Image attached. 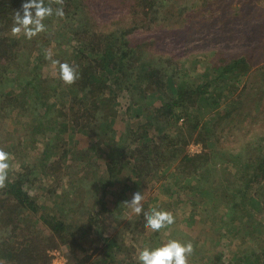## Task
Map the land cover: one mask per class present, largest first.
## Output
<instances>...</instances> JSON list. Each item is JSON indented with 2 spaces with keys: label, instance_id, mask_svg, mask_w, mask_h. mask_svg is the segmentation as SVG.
<instances>
[{
  "label": "rangeland",
  "instance_id": "1",
  "mask_svg": "<svg viewBox=\"0 0 264 264\" xmlns=\"http://www.w3.org/2000/svg\"><path fill=\"white\" fill-rule=\"evenodd\" d=\"M141 1L74 0L71 4H64L63 19L55 15L46 19L47 31L33 39L29 40L23 35L17 38L10 32L18 44L13 54L19 55L21 62L19 67H14V71H20L27 78L38 74L40 83L48 89L50 82H58L59 69L45 59V50H51L53 59L74 62L77 50L84 52L93 46L95 49L86 53L101 54L100 43L111 35L118 37L120 43L125 38L128 42L126 47L132 49L134 54H145V62H156L157 69L165 74V81L173 74L182 75L184 71L181 69L190 67L192 70L188 73L195 71L193 78L200 83L209 74L212 59L218 52L225 56L244 51L251 53L254 65L245 68L243 73L236 71L238 77L220 86L225 96L221 106L214 110L208 104L200 103L196 108L202 120L210 126L211 137L215 141L221 137L222 141H216L211 148L217 165L214 163L208 167V172H202V178L208 177L213 181L222 177L231 181L230 186H233L240 174L237 172L238 165L224 163V154L244 155L245 149L251 154V150L264 147V47L256 44L264 42L258 41L259 33L264 31V0H150L154 3L148 7ZM52 7L55 9L59 5ZM253 30L257 31L254 37L249 34ZM40 65H43V69L38 67ZM12 75L11 72L7 74ZM169 88L167 92L170 93ZM19 92L16 84L0 86V148L14 157L9 176L22 177L27 181L31 195L38 204L45 207L48 213L59 216L66 225L67 222L72 225L87 223L90 216L98 218V228L87 239H95L100 229L105 235L116 237L124 244V251L118 256L103 257L98 252L95 258L102 257L108 263L114 258L112 264L138 263L134 258L138 249L145 246L155 248L169 239L193 243L195 250L189 257V264H202L217 251L224 252L228 261L241 248V235L237 233L234 235L230 232L221 238L222 246L212 240L219 237L213 234L207 222L212 213L210 201L185 196V202L180 203L179 190L173 195L166 191L169 185L166 183L171 182V177L170 181L166 178L165 182L147 177L139 188L128 191L127 200L132 198L134 192H142L145 212L158 207L175 216V223L160 232L146 228L138 231L137 222L144 219L143 214H132L123 204L127 201L124 197L120 199L122 204L118 202L113 193L115 187H106L103 193L108 175L105 153L97 155L96 149L91 151V164L72 158L90 149L94 139L87 134L67 131L68 118L61 112L65 105L67 111V100L59 101L58 94L51 97L47 102L50 115L46 117L44 114L48 108L45 102L43 105L34 102L20 108ZM117 94L119 115L114 125L117 130L124 131L128 124L126 121L130 119L128 107L135 96L128 91ZM155 104L144 102V108L140 111L142 117L134 121L135 127L140 122H146L148 109ZM5 108H10V111ZM151 132L153 136L155 132ZM46 147L50 153L49 161L43 154ZM173 148L179 158L204 150L203 144L195 141L187 145L180 142ZM67 150L70 155L63 158ZM178 163L176 161L169 165L164 169V174L175 172ZM82 175H86V180L80 184ZM127 175L123 173L122 178L125 179ZM194 179L191 183L196 185L199 178ZM76 186H80L79 189ZM187 192L194 195L190 190ZM259 219L264 222V213ZM37 223V228H44L41 220ZM48 233L45 232L43 236L49 245L59 243L56 247H50V252L60 249L68 254L69 245L62 243L60 236L50 234L49 230ZM4 234L0 232V238Z\"/></svg>",
  "mask_w": 264,
  "mask_h": 264
},
{
  "label": "trees",
  "instance_id": "2",
  "mask_svg": "<svg viewBox=\"0 0 264 264\" xmlns=\"http://www.w3.org/2000/svg\"><path fill=\"white\" fill-rule=\"evenodd\" d=\"M73 1L64 0V4ZM23 2L0 0V86L5 83L17 85L22 102L19 107L34 102L43 105L45 102L44 106L48 108L47 102L57 94L59 101L67 100V111L66 105L61 108V112L68 118L67 131L87 134L94 139L90 149L72 158L91 164V151L96 149L97 155L105 153L108 175L103 193L106 187H115L113 193L120 203L123 197L127 200L128 191L139 188L142 180L147 177L162 182L166 178L169 181L172 179L166 183L169 184L166 191L173 195V192L179 190L180 203L185 202V196L208 199L212 213L207 222L213 234L219 237L212 240L222 246L221 238L230 232L234 235L237 233L241 235V248L228 261L224 252L217 251L202 264H264V222L259 219L264 213V147L251 150V154L248 149L244 150V155L224 154V163L233 162L238 165L237 172L240 174L233 186H230L231 181L222 177L213 181L208 177L202 178L201 173L208 172V167L217 163L213 159L212 146L216 141H222L221 137L216 138V141L211 137L210 126L196 111L200 103H206L214 110L219 108L225 98L220 86L238 77L236 71L243 73L245 68L252 67L255 63L253 55L246 51L226 56L218 52L212 59L209 74L203 77L202 82L193 78L195 71L188 73L192 70L190 67L181 69L184 71L182 75L173 74L165 81V74L157 69L156 62H145V54H134L132 49L127 48L125 38L120 43L118 37L111 35L100 43L101 54H87L86 51L92 52L95 49L93 46L84 52L76 51V60L68 62L78 66L79 79L74 84L66 85L59 78L55 84L50 82L47 89L40 83L38 74L27 78L20 71H14V67H19L21 62L19 55L13 54L18 44L10 32L14 12L22 9ZM47 3L48 0H45ZM141 3L148 7L154 2L142 0ZM256 32L253 30L249 34L254 37ZM259 34L258 41H264V31ZM256 44L264 47V42ZM42 66L38 67L43 69ZM9 72L13 75L7 76ZM62 87L65 88L60 90ZM123 91L135 97L128 107V124L124 131H120L114 124L119 115L116 107L119 97L117 93ZM4 97L7 99V95ZM149 97L152 100H148ZM147 101L154 104L157 102V105L148 109L146 122H140L135 127L134 121L142 117L140 111ZM5 109L10 111V108ZM44 115H50V108L46 109ZM151 131L155 132L153 136ZM192 141L202 143L204 150L194 155L187 153L179 158L173 147L180 142L187 145ZM47 151L46 147L43 154L49 161L50 153ZM68 154L70 152L67 150V154L63 153L62 157L66 158ZM176 161L179 162L176 171L164 174V169ZM123 173L128 174L125 179L122 178ZM85 177L80 176V184L86 180ZM195 177L199 178L196 185L191 183ZM188 190L194 195H189ZM45 209L31 195L27 181L22 177L9 176L7 186L0 189V232L5 233L0 238V264H49L50 249L59 243L49 245L46 242L43 234H49L48 230L50 234L60 236L62 243L69 245L70 264H112L114 258L108 263L102 257L95 258V254L101 252L103 257H113L124 251L122 242L116 237L105 235L100 229L95 239H87L98 228V218L90 216L87 223L72 225L67 222L66 225L59 216ZM39 220L43 222L44 228L36 227ZM137 223L138 231L145 228L144 219ZM129 264L138 263L133 261Z\"/></svg>",
  "mask_w": 264,
  "mask_h": 264
},
{
  "label": "clouds",
  "instance_id": "3",
  "mask_svg": "<svg viewBox=\"0 0 264 264\" xmlns=\"http://www.w3.org/2000/svg\"><path fill=\"white\" fill-rule=\"evenodd\" d=\"M59 5L53 8L52 5ZM64 0H24L21 10H17L13 15V25L11 34L19 38L23 35L31 40L41 33L47 31V25L44 21L53 15L63 19L65 17ZM45 59L50 61L53 66H58L59 78L64 84L71 86L79 79L78 66L61 62L53 59L50 49L45 50ZM13 155L3 148H0V189H4L9 182V173L13 168L11 161ZM144 195L140 191L133 193L130 200L124 201L123 204L132 214L137 216L143 214L144 227L153 232H160L175 223V216L168 210L158 207H152L145 212L142 201ZM194 245L191 241L183 242L178 239H169L167 242L158 247L151 248L145 246L138 249L134 257L138 264H189V257L194 252Z\"/></svg>",
  "mask_w": 264,
  "mask_h": 264
},
{
  "label": "built area",
  "instance_id": "4",
  "mask_svg": "<svg viewBox=\"0 0 264 264\" xmlns=\"http://www.w3.org/2000/svg\"><path fill=\"white\" fill-rule=\"evenodd\" d=\"M51 260L49 264H70L68 254L60 249L50 252Z\"/></svg>",
  "mask_w": 264,
  "mask_h": 264
}]
</instances>
